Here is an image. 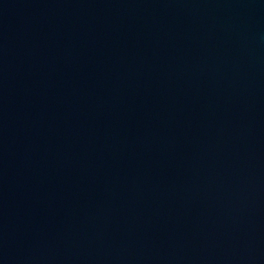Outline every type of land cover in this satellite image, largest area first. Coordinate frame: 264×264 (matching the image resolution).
<instances>
[{"label":"water","instance_id":"95a60500","mask_svg":"<svg viewBox=\"0 0 264 264\" xmlns=\"http://www.w3.org/2000/svg\"><path fill=\"white\" fill-rule=\"evenodd\" d=\"M0 264H264V0H0Z\"/></svg>","mask_w":264,"mask_h":264}]
</instances>
